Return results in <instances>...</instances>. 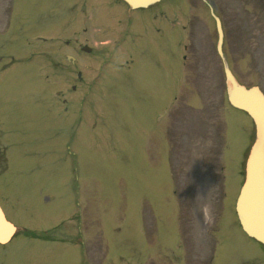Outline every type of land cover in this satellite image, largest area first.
Returning <instances> with one entry per match:
<instances>
[{
  "label": "rangeland",
  "instance_id": "rangeland-1",
  "mask_svg": "<svg viewBox=\"0 0 264 264\" xmlns=\"http://www.w3.org/2000/svg\"><path fill=\"white\" fill-rule=\"evenodd\" d=\"M171 1L185 8L196 3ZM11 2L0 0V58L3 66L22 63L0 72V169L7 166L0 205L19 230L0 244V264H264V247L244 234L232 205L252 121L228 106L215 41H190L181 64V36H144L137 61L121 75L127 83L98 85L84 97L91 82L102 81V67L119 66L115 56L126 49L124 41L112 43L106 51L114 55L106 57L96 45L92 54L65 46V39L91 46L101 35L83 32L78 9L87 3L94 16L111 5L125 7L116 0H14L12 11ZM235 7L238 25L254 21L253 0H235ZM18 36L26 43L14 42ZM66 54L75 56L73 64ZM233 59L241 82L264 89V37L236 39ZM182 67L183 88L162 152L160 116ZM73 103L62 119V107ZM223 111L222 185L213 177L220 176L212 170L220 164L217 156L207 154L204 162L186 141L193 142L202 125L207 141L222 131Z\"/></svg>",
  "mask_w": 264,
  "mask_h": 264
},
{
  "label": "water",
  "instance_id": "water-1",
  "mask_svg": "<svg viewBox=\"0 0 264 264\" xmlns=\"http://www.w3.org/2000/svg\"><path fill=\"white\" fill-rule=\"evenodd\" d=\"M130 7L147 6L157 0H124ZM221 35L218 49L220 51ZM228 102L245 110L254 122L255 136L248 152L245 179L236 202V211L243 230L264 244V95L257 86L239 84L225 66ZM14 231L0 209V242L7 241Z\"/></svg>",
  "mask_w": 264,
  "mask_h": 264
},
{
  "label": "flooded vegetation",
  "instance_id": "flooded-vegetation-1",
  "mask_svg": "<svg viewBox=\"0 0 264 264\" xmlns=\"http://www.w3.org/2000/svg\"><path fill=\"white\" fill-rule=\"evenodd\" d=\"M254 3L255 8H257V5L259 6V19L255 20L254 24L248 25L250 32L245 34L246 37L244 39H259L264 35V1L257 3V0H254ZM178 5H180L179 12L177 11ZM185 5L183 3H173L171 0H164L148 8L151 25L154 26L153 30L157 33L158 37H166L169 34L175 33L187 41H208L212 40L214 36L217 38V31L215 32L216 24L212 17L211 8L221 21L223 39L230 41L236 37L235 0H212L211 6H208L206 3L205 6L196 4V8H192L190 5L185 8ZM205 9L207 11V18L211 20L213 18L212 23L204 20ZM117 14L128 15L130 13L127 11V7H125V9L120 8ZM90 20L91 17H88V21ZM101 24L104 31L111 30L108 20L101 21ZM65 42L67 44L70 43L68 40Z\"/></svg>",
  "mask_w": 264,
  "mask_h": 264
}]
</instances>
